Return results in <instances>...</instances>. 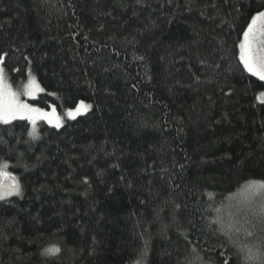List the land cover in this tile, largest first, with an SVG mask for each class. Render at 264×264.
<instances>
[{"label": "trees", "instance_id": "1", "mask_svg": "<svg viewBox=\"0 0 264 264\" xmlns=\"http://www.w3.org/2000/svg\"><path fill=\"white\" fill-rule=\"evenodd\" d=\"M263 10L0 0L7 80L35 79L43 110L90 105L37 133L0 124V172L19 187L0 200V264H264V208L235 200L264 186V81L240 59Z\"/></svg>", "mask_w": 264, "mask_h": 264}, {"label": "rangeland", "instance_id": "2", "mask_svg": "<svg viewBox=\"0 0 264 264\" xmlns=\"http://www.w3.org/2000/svg\"><path fill=\"white\" fill-rule=\"evenodd\" d=\"M261 39L264 41V36H257L256 37L257 41H262ZM244 42L245 41H244V36H243L242 43H244ZM256 46H257L256 44H253V48H256ZM240 57H241V47H240ZM243 65H244V63H243ZM0 70H2V72H3L4 83L7 85L10 92L15 94L17 101L21 104L28 105L29 108H31V109H38L39 110L38 112L25 111L22 114L16 115L14 118H9L7 123H10L13 120H17V119H25L30 124V131L32 133H37V126H38V123H40L41 121H44L45 123H47L48 125H50L52 127L59 128L67 120H71V119H74L80 115H83L84 113H86L90 109V105L86 104V103H79L74 108L67 109V110L63 111L62 113H57L53 110L47 111V110L40 109V108L32 105L29 102V99H32L34 97L36 98L40 93H42V88L40 87V85L37 83V81L35 79L29 78V80L26 83L18 85L15 87V85L10 83L6 78L5 72L2 68L1 58H0ZM246 70H247V68H246ZM250 74H252V73H250ZM254 76L259 78V76H257V75H254ZM261 99H264V93L261 96ZM77 109H79V111H77ZM70 113H71V115H70ZM7 123H5L3 120H0V124H7ZM14 179L16 180V178L13 174L10 175L9 173H7L3 170L0 172V195L3 196V198H0V200L4 199L6 197L16 195L19 193V189L17 191L16 189L13 188V185H16ZM16 182H17V180H16ZM258 197H259L258 200L261 203L260 205L264 208V186H261V187H258V188L252 189V190H251V188H244L240 191V193L237 194L235 200L238 199L237 203L239 205H242V204H246L248 201H251L253 198H258ZM239 200L242 203H240ZM229 218H231L229 223H231V221L238 220V216L236 214L230 215ZM230 225L234 226L235 224L234 225L230 224Z\"/></svg>", "mask_w": 264, "mask_h": 264}, {"label": "snow or ice", "instance_id": "3", "mask_svg": "<svg viewBox=\"0 0 264 264\" xmlns=\"http://www.w3.org/2000/svg\"><path fill=\"white\" fill-rule=\"evenodd\" d=\"M257 36H264V11L257 12L251 18V23L244 32L245 42L240 45V59L245 68L253 75H257L261 80H264V41H257ZM253 44L257 45L256 48H253ZM25 111L38 112L39 110L31 109L28 105L17 101L15 94L11 93L4 83L3 72L0 70V120L7 123L9 118H14ZM13 188L18 191V185H13ZM0 198H3V196L0 195ZM59 251V248H49L45 250L44 254L55 255Z\"/></svg>", "mask_w": 264, "mask_h": 264}, {"label": "flooded vegetation", "instance_id": "4", "mask_svg": "<svg viewBox=\"0 0 264 264\" xmlns=\"http://www.w3.org/2000/svg\"><path fill=\"white\" fill-rule=\"evenodd\" d=\"M262 40V39H261ZM263 41V40H262Z\"/></svg>", "mask_w": 264, "mask_h": 264}]
</instances>
